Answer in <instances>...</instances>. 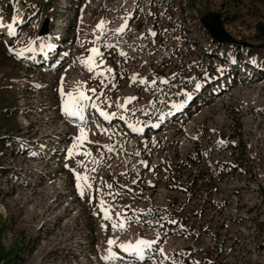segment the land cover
<instances>
[{"label":"rangeland","instance_id":"374dc122","mask_svg":"<svg viewBox=\"0 0 264 264\" xmlns=\"http://www.w3.org/2000/svg\"><path fill=\"white\" fill-rule=\"evenodd\" d=\"M258 27L264 0H0V264H264Z\"/></svg>","mask_w":264,"mask_h":264},{"label":"snow or ice","instance_id":"6c2138e0","mask_svg":"<svg viewBox=\"0 0 264 264\" xmlns=\"http://www.w3.org/2000/svg\"><path fill=\"white\" fill-rule=\"evenodd\" d=\"M105 22L101 21L100 24L97 25V28L98 29H102L103 27V24ZM8 29H9V34H14L13 31H12V25L9 24L8 26ZM127 25H122L120 29L117 30V33H122L125 29H126ZM152 35H155V33H151ZM91 52L93 53H97L98 54V50L96 48H92L90 49ZM89 61L92 60V57L90 56L89 58ZM89 71H92V68L89 67ZM108 71H111V69H109ZM143 82V81H142ZM90 91H95V89H91ZM69 96H72V93H69L68 94ZM90 98L86 95H84L82 92L79 94L78 97L75 98V100L71 103V104H68L66 103L65 106H64V111L65 113L70 116V117H78L82 122H84L85 118L83 116V108L86 106L84 104H82L81 102L82 101H88ZM132 99H135V98H127L125 100V104L129 103ZM93 107H95V105H93ZM121 107H123V105H121ZM100 115L101 116H104L105 118H107V114L104 113L103 111L100 112ZM80 134H81V137L84 136V129L81 128L80 129ZM111 150V149H109ZM70 154H71V151H70ZM77 180L78 181H83L84 182V186H88L90 187L89 184H87V176H77ZM78 188L81 187V184L78 183L77 185ZM109 187H111L109 185ZM81 194H83V192H81ZM103 207V203L101 205ZM117 218H119V216L121 215L120 213H117ZM105 218H109V215H108V212L105 211ZM114 228H119V229H123L124 228V223H120V224H114L113 225ZM108 243L110 245L114 244L115 241L113 240H109ZM155 242L154 241H147V240H144V239H140V240H137L135 245L133 244H126V245H121L120 247L125 251V252H134L140 259H143L144 258V253H145V250H150L152 247H153V244ZM163 250H161L162 252ZM105 259H108V257H105ZM165 259H167V257H165Z\"/></svg>","mask_w":264,"mask_h":264},{"label":"water","instance_id":"95a60500","mask_svg":"<svg viewBox=\"0 0 264 264\" xmlns=\"http://www.w3.org/2000/svg\"><path fill=\"white\" fill-rule=\"evenodd\" d=\"M203 28L210 34L211 38L219 44H232L234 39L223 28V23L219 15L210 14L201 19ZM42 34L46 33V25L42 27Z\"/></svg>","mask_w":264,"mask_h":264},{"label":"trees","instance_id":"16d2710c","mask_svg":"<svg viewBox=\"0 0 264 264\" xmlns=\"http://www.w3.org/2000/svg\"><path fill=\"white\" fill-rule=\"evenodd\" d=\"M258 34L260 35V38H261L262 43H263L262 45L264 47V27H258ZM215 43L219 46L233 47L235 49V54L238 51H244L245 54H250L252 52V48H248L239 42H234L233 44H219L217 42H215Z\"/></svg>","mask_w":264,"mask_h":264}]
</instances>
